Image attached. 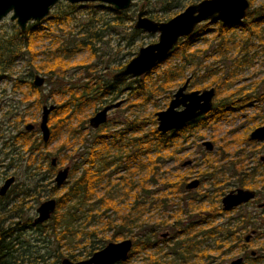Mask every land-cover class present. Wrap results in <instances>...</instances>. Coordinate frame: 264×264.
I'll use <instances>...</instances> for the list:
<instances>
[{
  "label": "trees",
  "instance_id": "obj_1",
  "mask_svg": "<svg viewBox=\"0 0 264 264\" xmlns=\"http://www.w3.org/2000/svg\"><path fill=\"white\" fill-rule=\"evenodd\" d=\"M249 2L252 7L254 0H249ZM128 10L118 12V16L125 17ZM118 19L120 18L118 17ZM126 20L131 22L132 18L126 17ZM263 27L264 4L249 11L246 18L234 28L218 24L214 38L218 43V48L225 49L230 43V34L238 31L240 42L237 45V52L242 56L237 62V66H245L250 62V59L247 60L248 53L251 51L249 48L252 47L249 43L254 41L252 37L262 42ZM33 28L29 27V38L23 46H18L11 40L0 46V76L9 74L15 58L25 53L30 54L32 61L29 65L33 66V70L36 73L45 72L48 76L46 83L51 88L48 97L53 99L60 97L61 99L52 112L54 117L48 118L50 139L47 143L41 140L38 125H35L31 131L15 128L17 133L13 139L27 154L32 165L40 158L39 166L45 167V174L48 177L53 174L55 169L51 166V162L47 163L51 154L43 151L55 139L58 129L68 128L69 138L78 139L82 145H86V152L81 157L82 162L69 169L68 178H72V181L66 186L63 193L54 199L56 201L55 212L42 225L34 226L32 219L27 216L25 198L27 194L34 200L41 198L45 177L39 178L40 174L36 173L33 167L27 166V172L35 173H32L28 180L32 186L23 183V195H17L15 203L11 206L9 204L0 206V264H60L63 259L79 261L90 257L108 243L118 242L119 239H131L132 250L125 261L117 264H126L140 252H148L147 259H143L146 262L144 261L143 264H194L195 260H198L200 264H222L220 259H225L236 247L243 255L241 264H264V241L254 257L246 253L247 243L243 241V234L248 228L258 229L252 227L255 224V217L231 218L225 224L214 227L211 224L216 217L226 213L222 212L219 206L214 205L213 202L208 208L205 205L203 208L200 205L201 198L193 197L187 201L184 200L185 208L178 209L173 216H168L169 219H173L172 223L163 220L155 226L145 224L143 220L145 213L157 210L166 214L172 206L174 196L183 194V177L181 175L166 177L162 172L164 160L171 159L176 151L181 150L184 142L188 140V136L193 131L199 130L205 123L198 121L194 126H187L181 131L161 135L156 131V127H152L155 124V118L154 115H151L139 122L126 120L125 124L120 125L121 129L112 133L105 130L107 129L105 124L93 134L92 131L82 134L83 129H86L84 127L87 121L83 117L86 109L95 108V112L104 104L119 99L120 90L117 87V81L105 80L98 76L93 66L82 65L83 70L86 71L84 73L86 82L82 86L72 87L62 81L59 69L65 68V60L70 58L74 52L84 48L90 52L91 56H94L96 49L93 45L94 42L100 40V38L98 39L99 32L93 33L96 37L95 40H93L94 36L88 37L85 41H79L75 48H69L67 44L59 46L52 53L59 52V56H50L46 61L34 65L36 52L32 48L33 41H35L32 40V37L33 34L38 37L39 32ZM199 28L200 26H197L189 38L180 39L170 52L169 57L172 55L181 57V64L164 69L156 75L154 82L150 81L149 85L131 89L129 97L134 96L137 100L140 95L143 97L153 96L160 91H166L172 83L183 77L185 71L193 65L194 60L199 58L200 51L193 48L196 41L203 37V31ZM138 33L135 29L132 30V34ZM244 36L250 40H244ZM201 41H204V37L201 38ZM124 65L117 66L115 70L122 69ZM159 66L160 64L143 75L142 80L149 79ZM30 75H32L31 71ZM13 83V89L17 90L21 81L16 79ZM27 85L26 91H22V102H30L34 98L29 104H36L37 107H40L44 103L41 100V89L33 87L31 82H28ZM231 98H229L230 101L224 99L222 104L215 106L212 112L207 115L208 124L212 125L225 117L226 114L233 112L234 104L237 106L239 103ZM257 100L264 101V96ZM133 102L136 103V101ZM135 103L131 106L136 105ZM18 118L17 122L22 123L23 119L19 116ZM53 119L55 121L52 123ZM233 141L246 146L254 147L256 145L255 142L249 140L247 135L239 136L237 139L235 137ZM243 151H237L222 166H217L208 155L204 159L206 169L202 174L215 180L229 173L240 187L255 190L258 195L264 186V164L254 158L255 165L249 167ZM57 161L63 162V159L58 158ZM119 171H122L123 174L112 181V177ZM76 172L79 174L73 179ZM36 178L38 180L34 184ZM259 184L262 186L259 187ZM57 189L58 187L55 186L51 190L56 191ZM101 190L103 193L99 194ZM116 192L118 195L120 193L121 198H113ZM223 193V189H221L217 194L218 200ZM123 201L125 203L121 207L120 204ZM95 204H99V209L96 211L93 208ZM193 207H196L197 210L200 209L197 214L201 215V220H204V224L209 226L204 239L213 240L214 247L211 249L201 248V242L195 240L196 235L189 236L190 231L195 228L191 221L189 225L181 224L180 213L190 215L187 209H194ZM261 211L264 212V208ZM109 212L113 213V218H110ZM95 218L101 225L89 229L91 224L96 221ZM182 226L184 227L182 228ZM167 227L176 229L174 231L175 241L171 243V246L162 241L164 248L169 249L170 252L160 255L163 247L158 248L159 242L156 240V236L161 229ZM32 237L35 243L41 242L43 248L36 247L37 245L31 242ZM82 243H84L83 246ZM75 245H81V253L74 254V251L70 250L71 246ZM33 249L35 252H32ZM42 249L47 252L41 254L40 250ZM213 252H216V256H213Z\"/></svg>",
  "mask_w": 264,
  "mask_h": 264
},
{
  "label": "rangeland",
  "instance_id": "obj_2",
  "mask_svg": "<svg viewBox=\"0 0 264 264\" xmlns=\"http://www.w3.org/2000/svg\"><path fill=\"white\" fill-rule=\"evenodd\" d=\"M198 1L199 0H133L124 17L123 15L118 16L119 11H115L110 5L101 2H86L71 5L61 0L50 9L49 14L42 20L38 22H28L24 32L19 29L15 21L10 19L11 13L8 14L0 21V46L5 44L8 40L13 41L18 46H23L25 41L29 38V27H34L33 29L39 32V36L37 37V35L33 34L32 37V40H35L33 41L32 48L33 51L36 52V58L33 64L38 65L42 61H46L50 56H59V52L52 54L59 46L67 44L69 48H75V45L79 41H85L86 38L93 37L94 32H99L98 39L100 38V40L94 42L93 45L96 49L95 55L91 56L90 52L85 48L74 52L70 58L65 60V68H63V70L60 68L59 73L62 81L72 87L82 86L84 82H86L84 78V73H86V71L83 70L82 65H91L93 69L97 71L98 76L105 80H112V76L117 72L115 70L117 66L124 65L136 56L140 48L156 43L158 40V33L149 34L136 30L139 33L136 35L132 34L137 14L140 11H146L147 16L151 20H166L182 12L188 5ZM262 4H264V0H254L252 7L247 11L249 12L257 9ZM118 17L121 20L118 19ZM126 17H131L132 21L129 22L126 20ZM217 26L218 24L209 25L208 23L200 25L199 30L203 31L204 41L202 42L201 38L203 39V37H200L193 47L195 50L198 49L200 51L198 55L199 58L195 59L193 65L185 71L183 77H180L177 82L172 83L170 88H167L166 91H160L149 97L140 95L137 100H135L134 96L129 97L131 89L149 85L150 81L154 82L156 80V75L161 73L164 69L181 64L180 56H170L165 62L160 64L157 71L151 74L149 79L142 80L143 77L122 79L118 85V89L121 92V94H119V100L124 99L126 102L118 110L109 113V126L105 130L112 133L121 129L122 126L120 125L122 123L125 124L126 120H136L139 122L142 121V119L154 115L156 112L165 110L171 99L168 97L183 84L187 77H191L187 91H203L204 89H208L206 86L211 85V87L214 88L218 86V94L214 101L236 92L242 93V96L250 93L249 95L254 96L255 99L264 96V30L262 32V42L252 37L254 41L249 43L252 47L249 48L251 51L248 53L247 60L250 59V62L245 66L236 67L234 64H237L242 56L237 52V45L240 42L238 37L239 32L236 31L230 34V43L225 49H219L217 46L218 43L214 38ZM95 38L94 36L93 40H95ZM243 38L247 41L250 40L245 36ZM130 43H132V46L129 45ZM31 61L32 58L30 54L25 53L14 59L9 74L6 73L0 76V186L5 178L10 176L15 177V184L11 189L20 191L23 183L29 186L31 183L28 180L31 174L35 173L33 171L32 173L26 171L28 165L29 167H33L36 173L40 174L39 178L41 176L45 177L41 198L39 200L30 201L28 203V208H26L27 216L33 219L36 216L35 210L41 202L50 198L55 199L57 196L61 195L66 186L72 181V178L69 177L62 188L52 191L51 189L55 187L54 177L56 170L65 167L71 169L79 165L82 162L81 157H83L86 152V145H82L78 139H70L68 128L58 129L55 139L43 152L51 154L47 159L48 164L52 157H57V159L61 158L63 162L57 161V165L54 167L55 171L48 177L45 174V167L39 166L40 158H38V162L32 165V162H29L27 158V154L14 141L13 138L17 130H24L27 124H32L34 126L38 125L41 116V107L43 105L53 104L58 106V102L61 99L60 97H56V99L48 97V92L51 89L46 83L48 76L45 72L36 73L33 70V66L31 64L29 65ZM30 71L32 75H30ZM36 75L45 79L44 86L40 88V93L42 95L41 100L44 102L40 107H37L36 104H29L34 98H32L30 102H22L21 100L23 97L22 91H26L28 87L27 83H32L33 77ZM16 79L21 81V84L17 90H14L13 82ZM133 101H136V103ZM243 102L246 103L245 106H243L244 108L236 110L231 115L226 116L224 120H220L214 124V126L205 127L196 132L190 142L185 145L184 151L178 155L179 158L182 159L181 161H175L172 158L164 160L162 172L165 173V176L172 177L176 174H185L189 177V180L200 179L198 173L202 170L204 154H210L211 159H215L216 165L223 164L225 160L230 159L232 155L242 149L244 150V154L252 157V159H258L259 156H264V145L248 147L233 141L235 137L237 139L239 136L243 137V135H248L256 125H264V102L261 103L259 101L252 104L253 102L246 101L245 97ZM134 103L136 105L131 106ZM94 110L95 108L85 110L83 117L86 118L87 122L84 127L86 129H83L82 134H86L89 131H92V134L94 133L88 126V119L93 115ZM18 116L23 119L22 123L17 122L19 119ZM51 117H54L53 113L49 116V118ZM54 121L53 119L52 123ZM48 126L50 127L49 121ZM156 126L157 123L155 120V124L152 127ZM15 128L18 129L16 130ZM202 141H209L212 143L214 147L213 151L207 152L201 145ZM11 144L12 146H10ZM55 153H58V155H55ZM186 160L192 161V165L189 166L191 167V172H188V167H180V164ZM249 163V166H253V160ZM78 174L79 172H76L73 179L78 176ZM122 174V171H119V173L116 172L112 177V181ZM229 175L230 174L226 173L224 176L225 178H229ZM37 180L38 178H36L33 183L35 184ZM228 181H230L231 184L224 192L225 194L238 187L235 184L234 178H229ZM214 182L215 180L204 181L198 189L191 192V197H195L196 199L201 198L200 205H202L203 208L204 205L208 208L212 202L214 205L220 206L217 192H214ZM30 186H32V184ZM261 186L262 185L259 184V187ZM102 193L103 190H101L99 194ZM258 195L256 197V202L253 204L240 208L237 211L217 216L211 224L217 227L225 224L231 218L254 216L255 224L252 227L258 229L248 228L243 234V237H245L251 234V232H255L247 243V254L251 251L257 253L264 241V212L256 207L259 204H264V186H262ZM11 197L10 192L7 200H10ZM113 198H121L120 193L119 195L117 192L114 193ZM183 198L185 199V195L178 194L174 196L172 199V206L166 214L157 210H150L145 213L143 215L145 224L155 226L163 220L172 223L173 219H169L168 216H173L178 209L185 208L184 203L186 202H184ZM124 203V201L121 202L120 206L122 207ZM93 208L95 211L98 210L99 204H95ZM193 208L194 209L186 208L190 212V215L182 214V212L180 213L181 224H184V226L189 225L190 221L192 224L196 225L200 223L201 215L197 214V212H200V209L198 208L197 210L196 207ZM109 215L110 218L114 216L112 212L111 214L109 212ZM97 225L101 224L96 220L91 224L89 229ZM184 226H182V228ZM208 227V224L195 226V228L190 231L191 234L189 236L196 235L195 240L201 242V248L208 247L211 249L214 247L213 240L204 239ZM175 230L176 229L172 227H167L158 232L156 236V240L159 242L158 248L163 247L160 255L170 252V250L164 248L163 243L160 242L165 240V244L171 246V243L175 241ZM163 233L167 234V237L164 239L161 238ZM109 234L106 235L108 236ZM121 240L124 239H119L118 241ZM34 241L32 237L31 242L37 245L36 247H42L43 244L41 242L35 243ZM81 245L83 246L84 243ZM81 245L71 246L70 250H73L74 254H79L81 253L80 251H82ZM53 248L52 246V249ZM45 251V249L40 250L41 254L45 253ZM32 252H35L34 249ZM147 254L148 252H140L132 257L126 264H143L144 261L146 262V260L143 259H147ZM212 254L216 256V252ZM241 255V251L236 247L231 254L225 259H220V261L222 264H229ZM194 262V264H200L198 260Z\"/></svg>",
  "mask_w": 264,
  "mask_h": 264
},
{
  "label": "water",
  "instance_id": "obj_3",
  "mask_svg": "<svg viewBox=\"0 0 264 264\" xmlns=\"http://www.w3.org/2000/svg\"><path fill=\"white\" fill-rule=\"evenodd\" d=\"M61 0H0V21L11 13L10 19L15 21L19 29L24 32L26 24L30 21L38 22L46 17L50 9ZM69 4L86 3V2H101L113 7L115 11H126L130 8L133 0H63ZM248 0H201L197 4L189 5L173 18L166 22H155L145 17V12L142 10L137 14L134 23V29L145 33H158L156 43L147 45L138 50L122 70L117 72L113 79L122 77H141L156 66L164 62L173 48L180 39L190 37L196 26L208 21L210 24L221 22L225 25L241 21L245 18L249 9ZM143 8V7H142ZM44 83V78L38 75L34 76L33 84L35 87H41ZM188 83L187 81L181 86L173 96L167 108L163 111L156 112L157 131L165 134L172 129H179L187 122L195 119L202 113L207 112L212 107V97L214 90L193 91L189 94H184ZM120 102L103 107L100 111L94 114L88 121L92 129H97L107 121V114L113 108H117ZM183 106L181 111L176 109ZM56 109V105H44L41 110L38 129L41 139L47 143L50 139V129L48 127L49 115ZM34 129V125L27 124L26 131ZM251 140L264 141V126L256 128L250 134ZM208 150L212 149L209 142L204 143ZM56 158L51 159V166L56 165ZM264 161V157H261ZM69 168L65 167L57 171L54 182L56 187L62 186L68 178ZM14 181V178H9L5 181L0 189V195H3L9 186ZM197 186V182L193 181L187 184L186 189H192ZM255 192L243 189H237L226 194L222 200L223 211H229L242 204L254 200ZM261 207V205H259ZM56 201L48 199L42 202L37 208V218L35 222H44L50 218L55 212ZM248 236L246 240H248ZM132 250V240L124 239L115 243H108L102 249L94 252L86 260L72 262L68 259H63L60 264H116L117 262L125 261ZM252 255L255 253L252 252ZM242 258L239 257L230 264H241Z\"/></svg>",
  "mask_w": 264,
  "mask_h": 264
},
{
  "label": "flooded vegetation",
  "instance_id": "obj_4",
  "mask_svg": "<svg viewBox=\"0 0 264 264\" xmlns=\"http://www.w3.org/2000/svg\"><path fill=\"white\" fill-rule=\"evenodd\" d=\"M201 0H199L198 2H196V3H193V4H197V3H199ZM249 1V0H248ZM193 4H190V5H193ZM249 4H250V2H249ZM189 6V5H188ZM187 6V7H188ZM249 8H250V6H249ZM144 11V10H143ZM184 11V10H183ZM145 12V17H147L148 19H150L148 16H147V12L146 11H144ZM181 13V12H180ZM179 14V13H178ZM247 14H248V11H247ZM247 14H246V16H247ZM177 15V14H176ZM176 15H174V16H176ZM173 16V17H174ZM246 16H245V18H246ZM173 17H171V18H173ZM137 18V17H136ZM171 18H168V19H166V20H164V21H155V22H166V21H168L169 19H171ZM244 18V19H245ZM243 19V20H244ZM151 20V19H150ZM243 20H241V21H238V22H234V23H231V24H228V25H225V24H223V23H221V22H217V23H214V24H221V25H223V26H227V27H232V28H234V27H236V25L239 23V22H242ZM154 21V20H153ZM204 23H208L209 25H212V24H210L208 21H206V22H204ZM201 24H203V23H201ZM201 24H199V25H197V26H200ZM197 26H196V28H197ZM196 28H195V30H196ZM217 29V28H216ZM195 30H194V32H195ZM138 31H140V30H138ZM141 32H143V31H141ZM193 32V33H194ZM216 32V31H215ZM143 33H145V32H143ZM193 35V34H192ZM189 38V37H188ZM169 57V56H168ZM129 62V61H128ZM127 62V63H128ZM235 62H236V60H235ZM126 63V64H127ZM163 63V62H162ZM125 64V65H126ZM124 65V66H125ZM236 67H239V66H237V64H234ZM247 65V64H246ZM123 66V67H124ZM123 69V68H122ZM122 69H120V70H122ZM120 70H118L117 72H119ZM116 72V73H117ZM115 73V74H116ZM114 74V75H115ZM113 75V76H114ZM113 76H112V80L113 81H117V87H118V85H119V82L122 80V79H126V78H140V77H131V76H128V77H122V78H120V79H113ZM142 77V76H141ZM187 79H188V83H187V87H186V90L184 91V94H189V93H191V92H193V91H187L188 90V87H189V84H190V81H191V77H187L186 79H185V81L183 82V84L181 85V86H183L184 85V83L187 81ZM33 80H34V77H33ZM33 80H32V85H33V87H35L34 86V84H33ZM44 82H45V79H44ZM44 86V83H43V85L41 86V87H35V88H38V89H40V88H42ZM181 86H179L176 90H175V92L174 93H172L168 98H171L170 99V101L173 99V96H174V94L176 93V91L181 87ZM206 87H208V89H204V90H209V89H213L214 90V96L212 97V107H211V109L210 110H208L207 112H205V113H202L201 115H199L198 117H196L195 119H193V120H191L190 122H187L186 124H184L181 128H179V129H172V130H170L169 132H167V133H165V134H162V133H160V132H158L157 131V129H156V131L158 132V133H160L161 135H166V134H168V133H173V132H178V131H181V130H183V129H185L187 126H194L195 124H197V122L199 121L200 123H205V125L204 126H202L199 130H195V131H193V133L192 134H190V136H188V140L186 141V142H184V144H183V147H182V149L181 150H178V151H176L173 155V157H172V159L173 160H175V161H181L182 159L181 158H179V154L180 153H182L183 151H184V148H185V145H187L189 142H190V140H191V138H193L194 137V134L196 133V132H198V131H200V130H202V129H204L205 127H208V126H214V124H216L217 122H219L220 120H224L225 118H226V116H228V115H231L232 113H234L236 110H240V109H242V108H244L243 106H245V102H243V100H244V97H245V99H246V101H249V102H253L252 104H254V103H256V102H259L257 99H255V97L254 96H251V95H243L242 96V93H238V92H236V93H231L230 95H228V96H226V97H223V98H220V99H218L217 101L215 100L214 101V99H215V97L217 96V94H218V86H215V88L214 87H211V86H206ZM196 91H200V90H196ZM202 91V90H201ZM120 94H121V92H120ZM240 96H242V97H240ZM230 97H232L231 99H233L234 101L236 100V102H238L239 104L236 106L235 104H234V107H233V112L232 113H228V114H226V116L225 117H223V118H221V119H219L216 123H214V124H212V125H210V124H208L207 123V121H206V117H207V115L209 114V113H211L212 112V110L215 108V106H217L218 104H222L223 102V100L224 99H228V101H230ZM261 97H263V96H260V97H258V99L259 98H261ZM120 98V97H119ZM249 98V99H248ZM170 101H169V103H170ZM118 102H120V105L117 107V108H113L112 110H110L109 112H108V114H107V121H106V123H104L103 125H107V128H108V126H109V113H111L112 111H116V110H118L125 102H126V100L124 101V99H117L115 102H110V103H107V104H104L101 108H99L98 110H96L94 113H93V115L94 114H96L98 111H100L103 107H105V106H108V105H111V104H114V103H118ZM243 102V103H242ZM261 103H263L264 101H260ZM169 103H168V105H169ZM241 104H243V105H241ZM44 106V105H43ZM42 106V107H43ZM48 106V105H47ZM42 107H41V110H42ZM183 109V106H179V108H177L176 110L177 111H181ZM163 111V110H162ZM160 112V111H159ZM51 115V114H50ZM49 115V116H50ZM93 115H91V117L93 116ZM91 117H89V119L91 118ZM154 118H155V120H156V117H155V113H154ZM89 119H88V121H89ZM118 123V122H117ZM157 123V122H156ZM39 124V123H38ZM103 125H101L99 128H97V129H92L90 126H89V123H88V126H89V128L91 129V130H93L94 132H96L97 130H99L100 128H102V126ZM262 126H264V125H261V126H259V125H256L254 128H253V130L247 135L248 136V138H249V140L251 141V142H255L256 143V145L254 146V147H257V146H259V145H264V141H256V140H251L250 139V134L256 129V128H258V127H262ZM157 127V126H156ZM34 128H35V126H34ZM24 130H25V128H24ZM39 130V129H38ZM26 131V130H25ZM39 134H40V132H39ZM40 137H41V135H40ZM42 140V139H41ZM206 142H209V141H202L201 142V145L205 148V150L207 151V152H212L213 151V145H212V143H210L211 145H212V149L211 150H208L207 148H206V146L204 145V143H206ZM240 145H242V146H246L245 144H240ZM248 147H253V146H248ZM243 150V149H242ZM243 153H244V151H243ZM208 155H209V157L211 158V156H210V154H204V158H203V165H202V170H200V172L198 173V177L200 178V179H192V180H189V177L187 176V175H183V174H180L182 177H183V180H184V182H183V186H182V190H183V194H181V195H185V201H187V200H189V199H192L193 197H191V192L192 191H194V190H196V189H198L200 186H201V184L204 182V181H208V180H212L210 177H208L207 175H203L202 173H203V171L206 169L205 168V161H204V159H206L207 157H208ZM248 157V158H247ZM261 157H264L263 155L262 156H259L258 157V161L260 162V163H262V164H264V161H261ZM52 158H55V157H52ZM51 158V159H52ZM56 160H57V158H56ZM212 160V159H211ZM251 160H254V159H252V157H250V156H248V155H246V157H245V161L248 163V165H250V161ZM213 162L216 164V162H215V159H213ZM226 163V160L224 161V163L223 164H219V165H217V166H222V165H224ZM56 165H57V161H56ZM55 165V166H56ZM192 165V161L191 160H186V161H184V162H182L181 164H180V167L181 168H186V167H188V172H191V167H189V166H191ZM255 165V163L253 162V166ZM54 166V167H55ZM253 166H249V167H253ZM59 170V169H58ZM58 170H56V173H57V171ZM229 174V173H228ZM56 175V174H55ZM177 175H179V174H176V176ZM9 178H14V181L12 182V184L9 186V188L6 190V192L3 194V195H0V206L1 205H12V204H14L15 203V201H16V196L17 195H23L22 194V189H20V191H15V189H11L12 188V186L15 184V177L14 176H10V177H8V178H5V180L3 181V183H2V185L0 186V189H1V187L4 185V183H5V181L6 180H8ZM229 178H234V177H232L231 175H229ZM229 178H225V176L224 177H219L218 179L216 178L215 180H216V183L214 182V192H217V194L219 193V191L221 190V189H223V192H225L227 189H228V187L230 186V181H228V179ZM235 179V178H234ZM193 181H196L197 182V186L195 187V188H192V189H186V186H187V184H189V183H191V182H193ZM55 183V182H54ZM66 183V182H65ZM64 183V184H65ZM63 184V185H64ZM235 184H236V186H238L237 188H235V189H233V190H230L229 192H231V191H234V190H237V189H243V190H249V191H254L255 192V198H254V200H252V201H249L248 203H245V204H242V205H240V206H238V207H236V208H233V209H231V210H229V211H223V208H222V204H221V200H222V198L226 195V194H228V193H223V195L222 196H220L219 197V200H220V206H219V208H220V210L222 211V212H224V213H230V212H232V211H237L239 208H243V207H245V206H248V205H250V204H253L255 201H256V197H257V194H256V191L255 190H252V189H249V188H245V187H240L238 184H237V182H236V180H235ZM62 185V186H63ZM62 186H60V187H58V189H60V188H62ZM224 187H227L226 189L224 188ZM13 190H14V192H13ZM11 192V198H10V200H7V198H9V193ZM188 194V195H187ZM27 197L25 198V203H26V205H25V207L26 208H28V203L30 202V201H33L34 199H32L31 197H30V195L29 194H27L26 195ZM46 200H48V199H46ZM46 200H44V201H46ZM43 201V202H44ZM42 203V202H41ZM40 203V204H41ZM39 204V205H40ZM39 205H38V207H39ZM259 205H261V207H259ZM259 205H257L256 207L259 209V210H262L263 208H264V204H259ZM37 207V208H38ZM37 208H36V210H35V213H36V216H35V218H31L32 219V223H33V225L34 226H37V225H42L43 223H45V222H47L48 220H46V221H44V222H40V223H38V222H35V219L37 218ZM200 224H203L204 225V220H201L200 219V223L199 224H194L195 226H200ZM255 232L253 231V232H251V234H249V235H247L249 238H248V240H246V237L247 236H245L244 237V239H243V241L245 242V243H248L249 241H250V239H251V237H252V235L254 234ZM167 237V234L166 233H163L162 235H161V238L162 239H164V238H166ZM162 241H165V240H162ZM162 241L160 242V243H162ZM252 252H254L255 254L254 255H252L251 253ZM249 255L251 256V257H254L255 255H256V252L255 251H251V252H249ZM243 255H241V256H239V257H241L242 259H243V257H242ZM239 257H237V258H239ZM89 258V257H88ZM236 258V259H237ZM87 259V258H86ZM86 259H82V260H86ZM69 260V259H68ZM82 260H79V261H82ZM71 261V260H70ZM72 262H78V261H72ZM232 262V261H231ZM61 263V262H60ZM117 263H120V262H117ZM116 263V264H117Z\"/></svg>",
  "mask_w": 264,
  "mask_h": 264
}]
</instances>
